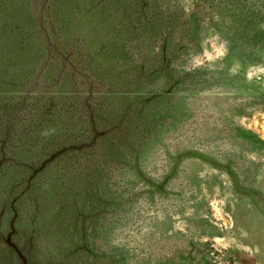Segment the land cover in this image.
<instances>
[{"label":"rangeland","instance_id":"1","mask_svg":"<svg viewBox=\"0 0 264 264\" xmlns=\"http://www.w3.org/2000/svg\"><path fill=\"white\" fill-rule=\"evenodd\" d=\"M84 1L68 21L100 53L106 75L123 78L158 53L161 41L139 34L129 44L120 38L127 59L102 56L97 50L121 30L95 17L104 8L99 0ZM158 6L175 20L171 69L179 81L167 92L157 72L144 96L118 93L105 107L107 123L128 110L146 131L137 121L126 123L132 140L107 166L97 206L76 194L79 220L94 225L99 251H75L69 262L264 264V0H160ZM58 191L49 194L58 197L52 210L59 202L68 207L75 195L63 200ZM69 214L73 222L77 212ZM49 238L61 239L56 231Z\"/></svg>","mask_w":264,"mask_h":264},{"label":"trees","instance_id":"2","mask_svg":"<svg viewBox=\"0 0 264 264\" xmlns=\"http://www.w3.org/2000/svg\"><path fill=\"white\" fill-rule=\"evenodd\" d=\"M159 1L96 4L105 9L95 17L121 30L97 50L105 52L102 56L127 59L130 50L120 45L121 37L126 44L139 34L161 41L158 53L137 64L132 75L113 78L99 63L100 53L93 54L71 29L68 16L81 0H0V255L5 263L70 264L75 251L97 256V230L79 220L75 196L84 193L97 206L107 166L132 140L127 126L137 121L146 131L128 110L114 112L107 123L111 114L105 107L118 93L144 96L157 72L165 76L167 92L179 81L171 69L176 48L169 26L175 20L160 10ZM54 190L64 192L63 200L75 194L68 207L59 202L52 210L50 202L58 200L49 196ZM69 211L77 212L73 222L66 219ZM53 231L59 243L49 238ZM87 264L100 263L93 258Z\"/></svg>","mask_w":264,"mask_h":264}]
</instances>
